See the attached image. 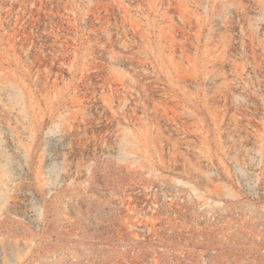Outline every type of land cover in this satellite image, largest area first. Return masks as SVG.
I'll return each instance as SVG.
<instances>
[{
    "label": "rangeland",
    "instance_id": "rangeland-1",
    "mask_svg": "<svg viewBox=\"0 0 264 264\" xmlns=\"http://www.w3.org/2000/svg\"><path fill=\"white\" fill-rule=\"evenodd\" d=\"M0 264H264V0H0Z\"/></svg>",
    "mask_w": 264,
    "mask_h": 264
}]
</instances>
